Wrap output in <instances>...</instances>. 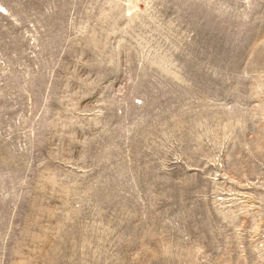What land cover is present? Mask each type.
Here are the masks:
<instances>
[{
  "label": "rangeland",
  "instance_id": "1",
  "mask_svg": "<svg viewBox=\"0 0 264 264\" xmlns=\"http://www.w3.org/2000/svg\"><path fill=\"white\" fill-rule=\"evenodd\" d=\"M0 264H264V0H0Z\"/></svg>",
  "mask_w": 264,
  "mask_h": 264
}]
</instances>
